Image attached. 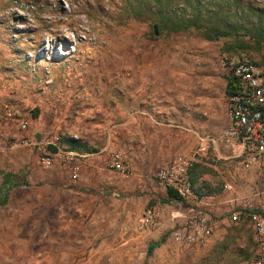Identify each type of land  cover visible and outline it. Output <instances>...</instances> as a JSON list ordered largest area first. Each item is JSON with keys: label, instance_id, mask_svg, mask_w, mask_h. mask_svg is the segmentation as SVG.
I'll use <instances>...</instances> for the list:
<instances>
[{"label": "rangeland", "instance_id": "374dc122", "mask_svg": "<svg viewBox=\"0 0 264 264\" xmlns=\"http://www.w3.org/2000/svg\"><path fill=\"white\" fill-rule=\"evenodd\" d=\"M238 53L264 63V0H0V264H252L230 216L264 210V173L219 139ZM69 139L106 149L68 164ZM178 154L180 201L157 177ZM199 214L206 244L177 240Z\"/></svg>", "mask_w": 264, "mask_h": 264}, {"label": "built area", "instance_id": "2783aa9c", "mask_svg": "<svg viewBox=\"0 0 264 264\" xmlns=\"http://www.w3.org/2000/svg\"><path fill=\"white\" fill-rule=\"evenodd\" d=\"M227 82L231 89L226 93V126L219 139L224 147L231 148L233 156L241 158L246 168L256 167L264 173V63L251 59L245 53L226 54L224 56ZM21 126L25 124L22 122ZM214 143L215 140H212ZM75 152H68L65 161L71 164ZM44 165L51 160L42 158ZM191 159L183 154L174 156L171 162L161 168L158 179L164 188L172 187L182 199L195 197L189 179ZM109 166L116 171L125 170L123 157L119 152L110 154ZM230 185H226L230 189ZM148 210L146 215L149 217ZM243 216L251 222L257 252L252 264H264V210L236 211L230 216L231 221H240ZM214 224L204 215L187 226L174 231L177 240H184L195 245H204L212 236Z\"/></svg>", "mask_w": 264, "mask_h": 264}, {"label": "trees", "instance_id": "16d2710c", "mask_svg": "<svg viewBox=\"0 0 264 264\" xmlns=\"http://www.w3.org/2000/svg\"><path fill=\"white\" fill-rule=\"evenodd\" d=\"M230 89H231V82L228 81L226 83L225 92L230 91ZM69 143H70L69 148L71 150L75 149V150L89 151L88 147L85 144H82L81 142H79L77 139H69ZM189 173H190V170H189L188 174ZM3 176H4V178H3L4 186L10 187L11 185L15 184V182L11 179L12 175L10 173H4ZM189 179H190L192 187H193V183L195 181V176H191V173H190ZM166 193H167L169 199H173V200H177V201L182 200L181 196L172 187H166ZM155 243H158V242H155ZM151 250H152V247H148V253L151 252Z\"/></svg>", "mask_w": 264, "mask_h": 264}, {"label": "crops", "instance_id": "0c3cea01", "mask_svg": "<svg viewBox=\"0 0 264 264\" xmlns=\"http://www.w3.org/2000/svg\"><path fill=\"white\" fill-rule=\"evenodd\" d=\"M161 119H163V118H161ZM149 120V119H148ZM159 124H162V123H156V125L157 126H159ZM157 129H161V127H158ZM159 131V130H158ZM202 141V140H201ZM163 143H166V140L165 139H163ZM198 143V142H197ZM202 142H200V144H201ZM106 148H99L98 149V151H90V149H89V151H83V150H75V149H69V150H66L65 151V155L67 156V153L68 152H75L76 154H77V156L76 157H84V156H86V155H91V154H95V153H100V152H102L103 150H105ZM164 149H166V148H164ZM80 151V152H79ZM162 152H164V151H162ZM145 153H147V151L145 150V148H144V150H143V154H145ZM75 158V157H74ZM154 158H155V161L158 163V162H162L163 160V157L160 155H155L154 156ZM74 162H76L75 160H73ZM165 162V161H164ZM258 170H257V168L256 167H251V168H249L248 169V172H251V173H256ZM249 174V173H248Z\"/></svg>", "mask_w": 264, "mask_h": 264}, {"label": "water", "instance_id": "95a60500", "mask_svg": "<svg viewBox=\"0 0 264 264\" xmlns=\"http://www.w3.org/2000/svg\"><path fill=\"white\" fill-rule=\"evenodd\" d=\"M154 33L157 34V28L154 26Z\"/></svg>", "mask_w": 264, "mask_h": 264}]
</instances>
